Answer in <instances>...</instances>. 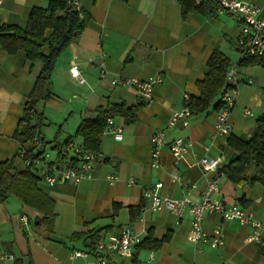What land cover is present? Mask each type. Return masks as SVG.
<instances>
[{
  "label": "crops",
  "instance_id": "crops-1",
  "mask_svg": "<svg viewBox=\"0 0 264 264\" xmlns=\"http://www.w3.org/2000/svg\"><path fill=\"white\" fill-rule=\"evenodd\" d=\"M245 1L264 12V0ZM79 3L90 16L88 25L59 56L52 74V86L59 91L72 89L77 99L69 116H75L73 132L64 142L75 134L86 111L100 105H139L137 118L128 123L123 116L113 117L123 137L118 139L106 130L102 133L99 150L106 159L94 164L90 178L78 184L39 182L40 189L54 202L55 216L51 219L16 197L0 203V264L17 260L27 264V257L29 264H99L87 236L95 231L104 236L119 233L125 226H132L143 241L149 236L163 241L156 248L140 246L132 258L113 257L107 264H142L151 253L154 259L148 264H264V247L246 241L250 225L208 213L204 229L210 233L221 227L225 244L217 248L203 245L200 251L188 238L192 219L188 210L182 216L154 211L143 199L145 188L162 182V195L201 201L208 175L197 161L220 157V167L209 174L219 183L211 198L227 205L239 203L255 219L264 221V184L238 185L222 170L238 152L228 145V136L217 131V110L193 114L188 128L178 123L169 129V141L188 137L192 146L182 160H177L166 146L160 166L152 165V135L167 128L172 114L185 105L186 94L199 93L197 82L207 73V61L215 49L239 64L235 82L238 95L229 117L231 134L250 135L256 117L264 114V65L240 62V55L233 60L230 55L239 54L233 49L240 32L237 17L217 10L215 16L190 13L183 18L179 0ZM46 5V0H4L0 4V25L24 28L31 10ZM101 62L106 77L101 75ZM41 66L40 61L28 59L23 50L10 54L0 47V161L13 157L20 149L15 132ZM72 67L84 70L87 84H80L72 76ZM158 76L163 81L154 86L150 102H145L136 89L115 87L111 82L114 77L150 81ZM174 172L179 173V180L172 179ZM111 174L119 176L114 183L108 180ZM130 179L135 182L130 184ZM132 208L138 209L135 217ZM23 215L28 216V222L22 220ZM75 232L82 234L73 238ZM74 251L85 254L74 257ZM4 252L12 257L4 259Z\"/></svg>",
  "mask_w": 264,
  "mask_h": 264
},
{
  "label": "trees",
  "instance_id": "trees-1",
  "mask_svg": "<svg viewBox=\"0 0 264 264\" xmlns=\"http://www.w3.org/2000/svg\"><path fill=\"white\" fill-rule=\"evenodd\" d=\"M46 6L34 7L29 15L27 26L0 25V47L10 54L21 50L26 52L32 62L42 63L40 72L35 80L33 89L26 101L24 112L19 119L15 137L20 143L19 151L11 158L0 161V203L10 197L19 198L29 207L38 210L51 219L55 216L54 202L39 187L42 177L38 169L28 164V159L39 157L45 151L39 148L36 141L46 144L39 128L42 124L43 113L38 109L39 104L53 103L57 95L52 91V74L57 60L64 50L75 42L88 25L90 16L84 10H78L74 0H46ZM182 17L190 13H202L215 16L218 4L213 0H179ZM248 63L264 65L263 58H251ZM232 60L220 49H215L210 55L208 71L204 78L197 82V95H190L188 106L193 114L207 112L210 108L220 110L224 105V93L235 85L228 83L227 72ZM139 105L129 106L125 103L100 105L86 111V114L73 136L68 137L62 144L58 143V157L65 160L68 153L63 146L75 138L88 149L99 150L101 135L105 131L108 118L125 117L128 123L136 121ZM36 121V125L32 121ZM228 145L238 152L222 170L227 178L238 185L264 184V114L258 117L250 135H229ZM71 159H75L71 157ZM135 217L138 209L132 208ZM75 232L73 238L81 236ZM100 231L87 236L90 238V249L94 250ZM163 240L149 236L140 245L156 248ZM14 264H22L17 260Z\"/></svg>",
  "mask_w": 264,
  "mask_h": 264
},
{
  "label": "built area",
  "instance_id": "built-area-1",
  "mask_svg": "<svg viewBox=\"0 0 264 264\" xmlns=\"http://www.w3.org/2000/svg\"><path fill=\"white\" fill-rule=\"evenodd\" d=\"M4 0H0V4ZM218 4V11L225 10L235 15L240 23V32L233 45V49L240 55V62L247 61L251 58L264 59V12L252 2L245 0H213ZM74 4L78 10H81L79 0H74ZM238 63H232L227 72V81L235 85L224 93V105L217 111L216 129L219 134L229 136L232 133V124L230 123V112L236 104L238 88L236 80L238 78ZM102 77L107 76V70L104 62L100 63ZM72 76L78 80L80 84H87L84 70L78 67L71 68ZM163 81L161 76L150 81H142L138 78H122L114 77L112 85L115 87H130L136 89L145 102L153 99L154 86ZM190 95H185V105L175 111L168 121L166 129L155 132L151 137V154L152 165L159 167L161 164V154L164 147L168 146L177 160L185 158L186 153L192 146V141L188 137H177L171 141L168 140V130L175 127L178 123H182L188 128L193 115L191 108L188 106ZM250 114L249 111H246ZM113 133L118 139L123 137L122 128L115 124L114 118H108V124L105 129ZM40 140L36 141L38 147L42 146ZM64 152L68 153L65 160L59 157L49 159V154H42L39 157L28 159V164L34 165L42 180L49 185L57 183H74L78 184L82 180L92 176V168L96 162L104 161L105 155L100 150H92L82 145L79 140L71 139L63 146ZM75 159H71L74 157ZM222 159L203 157L197 164L202 167L205 174L208 175V187L203 193L201 201H194L187 196L180 198H172L162 195L159 189L163 187V183L159 182L152 187H147L143 192V199L149 203L152 210H166L177 216H182L188 210L192 216L191 230L189 240L202 251L203 245L212 248L221 247L225 244V234L221 227L215 228L212 232H207L203 227V221L208 213H219L226 220H238L243 225H250L251 232L247 235L246 241L255 243L264 247V221L257 220L248 212L241 204L235 203L227 205L220 200L211 198V193L219 189V183L216 178L209 177V174L216 171L221 164ZM119 179L117 174L108 176V180L114 183ZM174 181L180 179L178 172L172 174ZM134 179H130L129 183L133 184ZM146 208L143 207V210ZM22 220L28 222V216L23 215ZM143 243L140 234L132 227L125 226L119 233L109 235H99L95 242L94 252L97 255L99 264H107L113 257H129L135 256L136 251ZM82 251H74V257L84 255ZM4 259L11 258L10 253L2 254ZM154 259L151 253L142 264H148Z\"/></svg>",
  "mask_w": 264,
  "mask_h": 264
},
{
  "label": "rangeland",
  "instance_id": "rangeland-1",
  "mask_svg": "<svg viewBox=\"0 0 264 264\" xmlns=\"http://www.w3.org/2000/svg\"><path fill=\"white\" fill-rule=\"evenodd\" d=\"M230 55L233 60L237 57L239 58V54L230 53ZM52 91L57 95L59 93L57 100L53 103L38 105V109L43 113L42 124L39 130L46 140V144H42V146L45 148L44 154H49V159H55L58 156L59 149L55 145L58 143L62 144L68 133L73 132L71 128L75 116L74 114L72 117L69 116H71L73 102L77 101L73 97L74 91L72 89L67 88V90L59 91L55 86H52ZM57 134L59 135L58 137H56Z\"/></svg>",
  "mask_w": 264,
  "mask_h": 264
},
{
  "label": "water",
  "instance_id": "water-1",
  "mask_svg": "<svg viewBox=\"0 0 264 264\" xmlns=\"http://www.w3.org/2000/svg\"><path fill=\"white\" fill-rule=\"evenodd\" d=\"M32 124H33V125H36V121L33 120V121H32ZM26 263L29 264V258H28V257L26 258Z\"/></svg>",
  "mask_w": 264,
  "mask_h": 264
}]
</instances>
